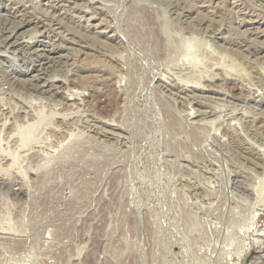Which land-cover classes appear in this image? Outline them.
Here are the masks:
<instances>
[{
  "label": "rangeland",
  "instance_id": "1",
  "mask_svg": "<svg viewBox=\"0 0 264 264\" xmlns=\"http://www.w3.org/2000/svg\"><path fill=\"white\" fill-rule=\"evenodd\" d=\"M0 264H264V0H0Z\"/></svg>",
  "mask_w": 264,
  "mask_h": 264
},
{
  "label": "bare ground",
  "instance_id": "2",
  "mask_svg": "<svg viewBox=\"0 0 264 264\" xmlns=\"http://www.w3.org/2000/svg\"><path fill=\"white\" fill-rule=\"evenodd\" d=\"M27 23V22H26ZM16 43V42H15ZM44 66H45V64H44ZM237 136H239V135H237ZM240 138V137H239Z\"/></svg>",
  "mask_w": 264,
  "mask_h": 264
}]
</instances>
